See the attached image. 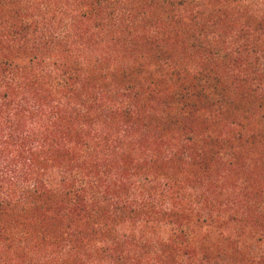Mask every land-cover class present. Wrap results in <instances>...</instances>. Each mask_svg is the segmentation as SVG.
Listing matches in <instances>:
<instances>
[{
    "label": "trees",
    "instance_id": "trees-1",
    "mask_svg": "<svg viewBox=\"0 0 264 264\" xmlns=\"http://www.w3.org/2000/svg\"><path fill=\"white\" fill-rule=\"evenodd\" d=\"M0 264H264V0H0Z\"/></svg>",
    "mask_w": 264,
    "mask_h": 264
}]
</instances>
